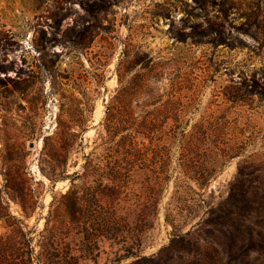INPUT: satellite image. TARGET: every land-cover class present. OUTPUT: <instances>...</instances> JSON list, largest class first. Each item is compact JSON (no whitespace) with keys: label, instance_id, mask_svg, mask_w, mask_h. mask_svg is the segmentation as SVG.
<instances>
[{"label":"rangeland","instance_id":"obj_1","mask_svg":"<svg viewBox=\"0 0 264 264\" xmlns=\"http://www.w3.org/2000/svg\"><path fill=\"white\" fill-rule=\"evenodd\" d=\"M5 184L60 264H264V0H0Z\"/></svg>","mask_w":264,"mask_h":264},{"label":"trees","instance_id":"obj_2","mask_svg":"<svg viewBox=\"0 0 264 264\" xmlns=\"http://www.w3.org/2000/svg\"><path fill=\"white\" fill-rule=\"evenodd\" d=\"M47 145V139H45V146ZM41 171L47 175L53 181L61 178V173L56 171H46L44 167H41ZM7 180V179H6ZM6 187V188H5ZM9 189V185L5 184L3 187L0 185V220H2L9 228L10 232L0 235V264H60V261L54 262L49 257L51 249L59 251L62 244V237L60 231H49V227H46L40 234L38 240L39 250H36L33 245V238L28 237V233L24 231L22 221L12 215L9 211V206L5 201V192ZM12 198H15L14 194H10ZM73 202L76 204L75 197ZM58 206L54 212H58V209L62 203L61 199L54 198L52 206L57 204ZM25 209L26 205H22ZM93 221L84 222L82 230L86 235H93L95 237H101L104 234V225L99 221L100 217L97 214L95 217H91ZM49 233L52 235V242L48 240ZM59 260V259H58ZM54 262V263H53Z\"/></svg>","mask_w":264,"mask_h":264},{"label":"water","instance_id":"obj_3","mask_svg":"<svg viewBox=\"0 0 264 264\" xmlns=\"http://www.w3.org/2000/svg\"><path fill=\"white\" fill-rule=\"evenodd\" d=\"M34 145H35V143H34V142H32V143L30 144V146H31V147H34Z\"/></svg>","mask_w":264,"mask_h":264}]
</instances>
